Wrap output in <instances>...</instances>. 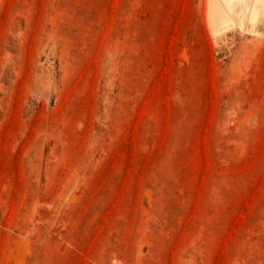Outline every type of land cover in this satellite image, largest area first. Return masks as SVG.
<instances>
[{"label": "rangeland", "instance_id": "obj_1", "mask_svg": "<svg viewBox=\"0 0 264 264\" xmlns=\"http://www.w3.org/2000/svg\"><path fill=\"white\" fill-rule=\"evenodd\" d=\"M259 11L0 0V264H264Z\"/></svg>", "mask_w": 264, "mask_h": 264}, {"label": "bare ground", "instance_id": "obj_2", "mask_svg": "<svg viewBox=\"0 0 264 264\" xmlns=\"http://www.w3.org/2000/svg\"><path fill=\"white\" fill-rule=\"evenodd\" d=\"M261 7H264V0H204L207 26L215 37L234 26L248 29L251 23L262 18Z\"/></svg>", "mask_w": 264, "mask_h": 264}]
</instances>
